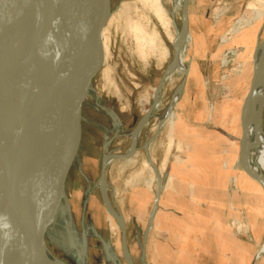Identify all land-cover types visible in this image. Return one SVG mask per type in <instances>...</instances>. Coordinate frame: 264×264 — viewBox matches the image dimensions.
<instances>
[{"label":"rangeland","instance_id":"rangeland-1","mask_svg":"<svg viewBox=\"0 0 264 264\" xmlns=\"http://www.w3.org/2000/svg\"><path fill=\"white\" fill-rule=\"evenodd\" d=\"M183 1L159 0L160 17L157 14L160 10L147 0H108L104 10L105 60L102 69L89 68L86 65L75 67V63L64 68L65 73L66 70L69 74L75 71L81 79L85 78V83L74 95L69 88L65 89L69 100L82 110L84 154L81 156L87 157L84 176L78 172L82 157L70 176V182L78 185L80 194L77 197L78 212L74 235L77 249L65 251L61 243L55 241L54 236L48 238L49 244L53 246L52 251L64 256L69 264H125L121 251L122 229L105 208L99 190L102 163L106 156H112V161L106 164L108 196L116 213L121 214L126 221L134 264H158L155 259L157 253L166 254V250H162L153 241L154 237L156 239L163 236L162 224L158 223L160 208L157 206L155 217L149 223L152 209L150 210L144 226L141 225L143 209L151 202L153 207L157 195L159 200L163 194L171 197L174 192L183 197L181 194L189 190L187 184L193 183L194 188L190 185L192 195L186 197L196 195L203 200L208 197L206 206L211 205L222 216L217 220L222 226L227 225L229 234L234 237L247 239L250 235L248 221L260 219V214L254 207L264 208V192L262 191L261 199L256 197L257 191L253 189H245V192L239 189L238 192L232 178V173L245 174L239 159L235 170L232 167L228 169L232 172L227 174L230 183L223 182L220 178L209 180L207 184L213 185V191L208 192L210 187L205 185V176L216 170L204 167L205 161L201 159L213 157L212 151L210 150V156L206 154L204 144L192 151L189 147L184 148L182 143L179 146L175 135L170 136V129H175L176 122L178 123L180 117L183 120L184 115L178 109L177 103L172 117L164 118V111L174 90L182 84L184 90L180 97L188 96L191 84L197 87L192 104H197L195 107L198 110L205 104L207 112L214 111L215 108H223L227 112L232 100H239L242 111L253 76L254 54L264 43V0H188L187 26L191 39L183 55L188 68L187 74L183 76V73L176 72L166 76L168 66L174 58V40L185 22ZM242 18H246L248 24L238 33H233V27ZM135 33L153 38L154 48L141 47ZM66 34L62 35L65 37ZM191 107L193 109L194 105ZM146 116L147 122L140 132L135 153L126 156L132 147V141L123 134L136 129ZM238 117L234 127L237 137L241 134ZM262 118L264 125V113ZM221 119L226 120L224 116ZM207 123L204 125L205 129L210 130L217 126L215 121L212 124ZM203 135L200 134L201 137ZM193 141L197 139L193 138L191 142ZM190 154L201 161H195L198 166L191 164L188 159ZM186 171L191 172V178L185 175ZM174 172L178 175L177 179ZM213 173L212 177L215 178ZM204 203L198 201L197 206ZM253 210L256 215L251 213ZM170 221L173 222L168 218L167 223ZM178 221L176 220L177 223ZM191 221L200 224L201 219ZM211 221L213 223L212 219ZM211 221L207 217L204 224L209 225ZM148 224L151 226L149 230ZM141 230L145 232L146 244L150 239L149 249L145 247L144 251L139 250ZM263 247L260 248L261 251ZM228 249L223 251L224 261L237 264L236 255ZM191 250L180 249V258L178 254L174 258L172 254H168L167 259L166 254L165 262L217 264L215 262L220 261L215 258L197 260L194 255H189ZM256 259L255 264H264V251Z\"/></svg>","mask_w":264,"mask_h":264},{"label":"water","instance_id":"water-1","mask_svg":"<svg viewBox=\"0 0 264 264\" xmlns=\"http://www.w3.org/2000/svg\"><path fill=\"white\" fill-rule=\"evenodd\" d=\"M19 1L0 0V89L11 102L10 110L0 105L2 125L8 130L0 142V155L7 161L1 164L9 189L7 197L17 210L0 264H44L43 248L61 263L69 264L64 256L52 251L48 238L54 236L65 251L77 249L74 235L80 194L78 185L70 182V176L81 157L78 172L84 176L87 157L81 156L84 154L82 110L69 100L65 89L69 88L74 95L85 78L81 79L75 71L64 73V68L75 63V67L102 69L104 10L108 0H46L51 5L70 9L72 29L66 38L59 33L62 49L58 51L43 27L36 33L38 41L30 46L19 47L10 40L5 31L10 25V12ZM72 5L75 7L71 9ZM184 15L186 21L187 6ZM76 42L80 43L78 48L74 46ZM13 69L35 81L37 88L13 78L10 73ZM255 77L254 74L252 87ZM241 123L240 159H243V154L249 152L244 113ZM12 124L19 128L15 135ZM240 165L264 190V178L245 170L241 162ZM106 175L103 160L100 180L108 189ZM120 228L124 260L133 264L126 251L125 223Z\"/></svg>","mask_w":264,"mask_h":264},{"label":"crops","instance_id":"crops-1","mask_svg":"<svg viewBox=\"0 0 264 264\" xmlns=\"http://www.w3.org/2000/svg\"><path fill=\"white\" fill-rule=\"evenodd\" d=\"M188 16H189V3L187 9V19ZM201 87H199V89H201ZM188 89L191 90L188 96L181 97L180 99L181 101L179 100L180 101V102L178 101L179 104L177 103L178 109L182 112V115H184V119L181 120L180 117L178 123L176 122V127L175 129L173 128V135H175V137L177 138L179 146H181L182 143L183 147L184 148L189 147L188 149H190V151H192L195 147L202 146V144H204V147L206 148L205 150L206 154H209L210 156V153L212 151L213 157H210L208 159H201V161L206 162V163L204 162L205 164L204 167L208 166L210 167V169L216 170V172L215 171L214 173L212 172L213 174L216 175L215 178L212 177V173L209 174L208 176H205V178L207 177L205 185H208L210 187V189H208V192H210L213 191L212 189L213 185L211 184L209 185L207 184V182L212 179L216 180L220 178L221 180H224L223 182L227 183V181H229L230 183L227 174L232 172L231 170L228 169L229 167H232V169L235 170V168L237 167L236 164L237 159H239L238 161L240 162L241 139H242L241 107H239V102H238L239 100L236 101L232 100V102L230 101L231 102L230 107L227 112H224L223 108L220 109L215 108L214 111L207 112L206 111L207 105L205 104L201 105L200 109L198 110L195 107L197 104L195 103L192 104V101H194L196 97L195 91L198 89L197 87L194 86V84L193 85L191 84ZM191 105L192 106L194 105L193 109ZM223 116L226 118V120L221 119ZM237 117L240 120L241 134L239 137H237V135L234 134V132L236 131L234 127L235 125H237L236 124ZM229 118H232V120H230ZM185 120L189 122V125L186 123ZM214 121L217 123V126L214 129H210V130L207 128L205 129L204 125L208 124L207 122H210V124H212V122ZM231 128L233 129V131H231L232 130ZM200 134L205 135V136L203 135L204 140L202 141L201 139L203 138V136L201 137ZM193 138L197 139V141L191 142ZM187 140L189 141L188 146L186 144ZM188 159H190L191 164L193 163L195 166H198L196 165L195 161H200V160H198L196 156L194 158L192 157V154H190ZM243 172L245 173L244 170ZM173 175L175 179H177L178 175L175 172L173 173ZM185 175L190 178L192 177L190 171L189 172L186 171ZM232 178H234L238 192L239 189L243 192L246 191L245 189L248 190L253 189L257 191L256 197L258 199L263 198L260 197L262 191L264 192L262 187L258 183L253 181L246 173L244 175L239 174L238 172L235 174L232 173ZM180 185L182 184L180 183ZM187 185H189L188 188L189 192L185 191L184 193H182L181 195L183 197H180L179 193L177 192L171 194L172 195L171 197H166L163 194L162 197H160L158 203V207L160 208L158 223L162 224L161 229L163 236L156 237V239L154 237L153 241L156 242V245L162 247V250H166L165 252L167 254V259L169 258L168 254L169 255L172 254L173 258L176 257L178 254V258H180L181 257L180 256L181 254L179 252L180 249H186L187 251L192 249L191 252L188 253L189 255H194V257L197 260L202 261L208 258L212 260L213 258H215L216 260H220L215 262L217 264H229L227 263V261L226 262L224 261V258L222 256H223V251L228 249V245H230L228 251L236 255L237 264H255V261L257 260L256 258H258V256L261 254L260 248L264 245V208L257 206L254 207L256 212L260 214L259 218L261 220L256 219L255 221L254 219H251L250 221H248V223L246 222L247 229L250 235L248 236L247 239H245L244 237L240 239L238 237H234L229 234L227 225L222 226L221 222L217 220L218 217H222V216H220L216 212V210L213 209L211 205L206 206L208 197L205 198L204 200L196 197V195L195 197H186L188 195L189 196L192 195V191L190 190V187L192 186L194 188L193 183ZM180 200L181 203H179ZM198 201L205 203L203 205L197 206ZM151 204L152 202L148 204L145 207V209H143L142 211L141 214L142 226H144L145 220L147 219L150 210L153 209ZM153 205H154V201H153ZM252 212L253 214H255L254 210L251 211V213ZM161 217L163 219L162 221H161ZM207 217H209L210 221L212 219L213 223L211 221V224L209 225L204 224L206 223ZM168 218H171L173 222L170 221L169 223H167ZM196 218L201 219L200 224H196L195 222L192 223L191 219H196ZM176 220H179L178 223L176 222ZM218 223L220 226L218 225ZM150 228L148 227V230ZM127 232L128 230L126 229V221H125L126 251L128 252V255L133 263ZM122 235L123 234L121 233V251L123 249ZM144 239H145V232L141 230V240H140L141 244L139 246L140 248L139 250L141 251H144L145 247L149 249L148 241L150 239L147 241V244L145 243ZM150 248L153 250V247ZM166 254L160 255L159 253H157L158 256H156L155 259H157L156 261L158 262V264L169 263L168 261L165 262ZM122 256H123V251H122ZM122 258L124 263L126 264L124 260V256ZM196 264H202V263H196Z\"/></svg>","mask_w":264,"mask_h":264},{"label":"bare ground","instance_id":"bare-ground-1","mask_svg":"<svg viewBox=\"0 0 264 264\" xmlns=\"http://www.w3.org/2000/svg\"><path fill=\"white\" fill-rule=\"evenodd\" d=\"M147 1L151 2L153 6L159 9V0H147ZM186 6H187V0H184L183 6H182L183 11L186 10ZM74 7L75 6L72 5L71 9ZM69 10L70 9H67L66 7H59V6L51 5L46 0H21L18 3H16L15 7L12 8L10 12V17H9L10 25H8L5 32L9 36L10 40L13 43H15L17 46L26 47V46H30L32 42L34 43V41L37 40L36 33L39 30V28L43 27V30L46 32V35L48 37V40L50 41L54 49L58 51L62 49L61 42L59 39V33L60 34L67 33L65 36L66 38L72 29L71 23L69 21V19L71 18ZM159 12L160 13H157V14H159V16L161 17V10ZM246 18L240 19L235 24V26L233 27V33H238L244 26L248 24V22L246 21ZM187 22H188L187 20L184 22V24L179 29L177 36L174 40V58L172 59L171 63L168 66L166 76L173 75L176 72L183 73V76L184 75L186 76L187 74L188 68L185 65V61L183 57L186 47L188 45V42L191 39V35L188 31ZM135 30L137 31V29ZM135 35L137 36V39L141 43L140 44L142 45L141 47H143L144 49L147 46L154 48L155 40L153 38H149V35L148 37L144 36L143 34L135 33ZM74 46L78 48L80 46V43L76 42ZM253 63H254L253 64L254 69H253V76L251 79L250 89L245 98L242 111H241V115L242 113H244L245 127L248 131L249 152L246 153L245 155L243 154V159H240V162L243 165L245 170L247 169L249 170L250 173H253V174L256 173L259 176L264 178V125H263V118H262V115L264 113V43L256 50L254 54ZM82 66L84 67L85 65H82ZM10 73L13 78L18 80L23 85H26L34 89L37 88V86L35 85V81L27 78V76L16 72L14 69L10 70ZM66 73H69V72L66 70ZM254 74L256 75V77L254 81V87H252V81H253ZM262 83H263V86L261 87ZM183 87L184 86L182 84V86L179 85L174 90L171 96V99L164 111V118L168 119L173 116L174 107L178 99L183 93ZM0 105H2L4 108L8 110L11 109V102L7 94L5 93V91H2L1 89H0ZM146 122H147V116L142 121H140L136 129L132 130L129 133L123 134L124 136L129 137L130 140L132 141V147L130 151L128 152V154H125L126 156H132L135 153V150L139 142L140 132L142 128L144 127V125L146 124ZM2 124L3 123L0 118V142L3 141V138L8 131L4 129V126ZM11 127H12L11 129H12L13 135L19 132V128L17 125L12 124ZM172 128L173 127H171L170 129L171 130L170 136L172 135L171 137H173ZM3 161L4 163H7L6 159L1 157L0 155V255L2 253L3 247L6 245L7 239L10 234L11 227L14 224L16 216H17L16 208L10 203L7 197V194H8L7 192L9 191V189L7 185L5 184L4 176L2 172L1 164ZM111 161H112V156H106L105 162L110 163ZM99 190L101 192L103 203L106 209L109 211L108 213L111 214L113 218L116 220L118 227L119 228L122 227L124 223V219L121 215H119L118 213H116V211H114L112 201L110 200L108 196V189L106 188L105 183L102 181L99 183ZM13 195L15 198L16 194L14 193V191H13ZM158 203H159V195H157L155 198L152 212L149 215V223L155 217ZM42 251L44 253V264H63L57 259H55L49 253V251L46 250V248H43ZM263 251H264V247H263Z\"/></svg>","mask_w":264,"mask_h":264},{"label":"flooded vegetation","instance_id":"flooded-vegetation-1","mask_svg":"<svg viewBox=\"0 0 264 264\" xmlns=\"http://www.w3.org/2000/svg\"><path fill=\"white\" fill-rule=\"evenodd\" d=\"M187 1H188V0H187ZM187 9H188V2H187ZM187 21H188V19H187ZM187 25H188V22H187ZM188 28H189V26H188ZM189 31H190V29H189ZM183 90H184V87H183ZM181 96H182V95H181ZM180 99H181V97H180ZM180 99H179V100H180ZM179 100H178V101H179ZM177 103H178V102H177ZM105 159H106V158H105ZM104 162H105V160H104ZM105 163H106V162H105ZM106 164H108V163H106ZM100 182H101V180H100ZM100 182H99V183H100ZM105 208H106V207H105ZM113 208H114V207H113ZM114 211H115V210H114ZM118 214H119V213H118ZM119 215H121V214H119ZM121 216H122V215H121ZM122 217H123V216H122ZM123 219H124V218H123ZM115 221H116V220H115ZM124 223H125V220H124ZM148 227L150 228V225H149V224H148Z\"/></svg>","mask_w":264,"mask_h":264}]
</instances>
